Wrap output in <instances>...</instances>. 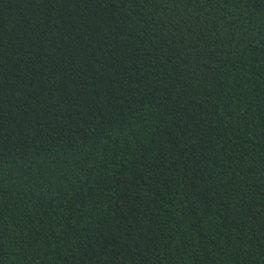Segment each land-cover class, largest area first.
<instances>
[{"label":"trees","instance_id":"obj_1","mask_svg":"<svg viewBox=\"0 0 264 264\" xmlns=\"http://www.w3.org/2000/svg\"><path fill=\"white\" fill-rule=\"evenodd\" d=\"M0 264H264V0H0Z\"/></svg>","mask_w":264,"mask_h":264}]
</instances>
